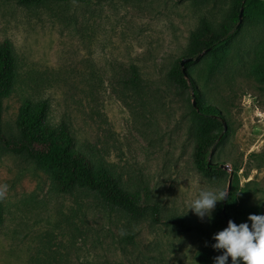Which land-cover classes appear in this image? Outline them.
Masks as SVG:
<instances>
[{"label":"rangeland","instance_id":"rangeland-1","mask_svg":"<svg viewBox=\"0 0 264 264\" xmlns=\"http://www.w3.org/2000/svg\"><path fill=\"white\" fill-rule=\"evenodd\" d=\"M232 9L228 0H84L40 8L0 0V44L13 46L21 79L3 103L5 137L21 136L24 98L46 100L51 124H65L97 168L115 173L160 212L159 220L151 210L136 217L87 189L57 193L34 159L0 142V264H199L205 238L197 228L211 236L225 228L214 220L223 201L210 221L187 212L186 202L202 189L227 195L230 181L242 207L264 213V86L250 70L264 27L242 18L241 33L219 49L225 62L211 77L206 51L184 65L223 113L225 139L212 156L222 173L197 170L194 98L169 77L189 58L201 20L219 24ZM132 65L143 79L139 89L123 84ZM177 217L193 228H179Z\"/></svg>","mask_w":264,"mask_h":264},{"label":"trees","instance_id":"trees-1","mask_svg":"<svg viewBox=\"0 0 264 264\" xmlns=\"http://www.w3.org/2000/svg\"><path fill=\"white\" fill-rule=\"evenodd\" d=\"M199 4L214 2L216 0H192ZM233 9L227 13L223 21L213 24L206 18L201 20L198 29L192 33L187 57L192 60L186 63L193 64L200 55L210 54L207 64L208 76L211 77L222 67L224 56L219 49L227 43L236 40L242 31L240 22L241 8L243 7L244 21L254 19V23L264 27V0H228ZM84 0H17L21 6L40 8L52 3H79ZM251 73L258 84L264 86V40L255 50V57L251 65ZM190 70L188 74L190 75ZM169 77L176 86L191 90L195 100L192 103V118L196 122L194 162L198 171L211 175L215 172L222 173L223 169L213 162L214 151L223 144L225 130L223 113L215 105L206 100L193 80L183 72L181 63L169 72ZM19 65L16 53L10 42L0 44V115L4 100L10 98L20 84ZM143 79L139 69L132 65L123 79V84L130 88L139 89ZM49 105L46 100L34 101L24 98L19 108L17 127L21 132L18 139L6 138L0 129V142L13 152L26 154L34 159L52 182V188L57 193L70 194L78 189H87L97 193L98 197L106 204L119 210L128 212L136 217L144 216L151 210L154 219L159 220V206L149 204L139 191L131 192L118 179L115 173L104 168L96 167L92 159L77 146L75 137L70 133L65 124L53 125L48 119ZM237 179V172L234 173ZM250 214H264L261 207H242L237 195L231 190L223 200L218 212L214 215L217 225L227 227V220L239 224L249 222ZM4 218V207L0 194V225ZM177 226L183 230L193 227L184 222L181 217L176 218ZM204 235L205 243L198 253L199 264H214V258L221 251L214 250L209 231L197 228ZM231 258H229V264Z\"/></svg>","mask_w":264,"mask_h":264},{"label":"clouds","instance_id":"clouds-1","mask_svg":"<svg viewBox=\"0 0 264 264\" xmlns=\"http://www.w3.org/2000/svg\"><path fill=\"white\" fill-rule=\"evenodd\" d=\"M225 197L222 189H202L186 202L187 212L190 210L201 221H210L217 203ZM248 221L250 224L229 220L227 227L213 235L212 248L221 251L214 264H229V258L231 264H264V214H250Z\"/></svg>","mask_w":264,"mask_h":264},{"label":"water","instance_id":"water-1","mask_svg":"<svg viewBox=\"0 0 264 264\" xmlns=\"http://www.w3.org/2000/svg\"><path fill=\"white\" fill-rule=\"evenodd\" d=\"M243 10H244V8L242 7L241 8V13H240V22L242 21V16H243ZM190 60H192V58H184V59H182V61H181V66H182V69H183V72H184V74L188 77V73H187V71L185 70V68H184V65H185V63L186 62H188V61H190ZM194 105H195V100H194ZM224 125H225V129L227 128V126H226V123H225V121H224ZM231 190V181H230V184H229V187H228V192ZM227 196V195H226ZM226 198V197H225ZM225 200V199H224ZM227 223H228V220H227Z\"/></svg>","mask_w":264,"mask_h":264}]
</instances>
